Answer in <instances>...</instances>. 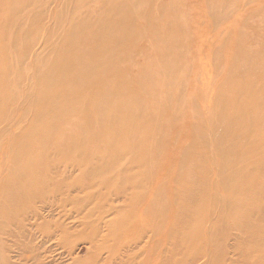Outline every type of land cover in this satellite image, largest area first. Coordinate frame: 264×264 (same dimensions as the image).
Instances as JSON below:
<instances>
[{
    "label": "rangeland",
    "instance_id": "1",
    "mask_svg": "<svg viewBox=\"0 0 264 264\" xmlns=\"http://www.w3.org/2000/svg\"><path fill=\"white\" fill-rule=\"evenodd\" d=\"M110 1L17 0L16 6L12 2L17 20L32 21L36 27L32 38L21 49H16L17 58L11 61V65L18 64L16 67L24 72L18 95L28 87L31 94L25 99L19 97L14 108L0 120V182L6 179L8 168L14 164L10 159L17 141L23 140L32 129L38 127L37 137L44 140L47 147L55 150L57 146L56 142L48 141L57 140L51 113L44 107L35 113L30 105L35 85L34 66L44 56L59 50L63 41L61 35L70 30L72 17L82 20L87 16L88 7L96 8ZM7 2L11 3L0 0V9ZM126 7L132 15V28L138 32L135 38L130 42L126 36L111 33V40H102L98 46L108 49L111 46L107 45L118 38L126 44L125 57L114 66V71L115 75L124 71L129 101L98 104L101 106L92 113L91 125L78 128L90 131L91 139L70 138L68 130L77 129L74 125L83 114L76 112L74 106L70 109L71 118L61 120L64 128L61 138L80 142L93 140V144L74 145L71 159L62 155L54 159H57L55 166L49 168L46 177L48 185L57 184L54 189L19 200L21 196L13 193L14 182L2 187L0 264H264V247L253 250L258 240L264 239V196L241 208L243 217L251 216L252 225L242 221L239 230L221 222L219 218L228 217L231 209L222 206L225 189L223 176L219 175L222 162L213 150L214 140L226 135L222 130L216 131L215 103L224 100L222 93L228 89L229 82L240 75L233 64L234 58L242 50L255 59L264 57V0H133ZM159 10L162 14L173 13L174 23L166 32L174 42L168 56L162 60H166V65L161 69L150 66L146 75L137 80L136 72L150 58L151 41L156 39L149 31L147 18L150 12ZM6 13L3 7L0 19L3 20ZM15 29L16 26L9 29L8 35L16 34ZM53 31H57L58 37H51ZM162 33L165 28L159 27L158 36ZM167 57L178 59L177 70L172 69ZM160 78L165 80L163 87L159 86ZM135 95L137 101L132 99ZM142 97L141 104L151 108L148 113L143 111L142 116L155 140L136 141L150 157L131 162L134 152L128 145L132 140H139L142 134L122 124L119 130L117 116L118 112L123 116L127 109L137 113L138 100ZM232 100L240 103L241 98L234 96ZM254 107L252 111L259 122L264 118V106ZM118 131L120 140L116 137ZM120 146L125 147L120 158L105 163ZM85 148L91 149V156L80 160L78 155ZM184 149L188 156L179 161ZM38 152L37 147L32 146L29 155ZM133 163H144L145 167L139 171ZM89 165H101V169L83 179ZM147 166L150 169L144 173ZM178 166L182 167L183 174L175 177ZM227 166L223 168L226 170ZM105 168L110 173L114 171L112 176L126 169L131 175L140 176L139 180L144 179L145 184L124 188L120 177L104 176ZM253 171L258 179L264 180V162L253 167ZM35 176L44 187L43 170L38 169ZM152 183L158 187L154 188ZM169 188L176 190L173 196L168 193ZM204 190L209 211L202 221L204 239L200 246L204 253L201 250L176 251L180 242L175 235L182 227L179 221L199 211L201 202L194 203V199L198 191ZM223 224L225 233L215 242L218 246L212 242L207 244L210 230H219ZM244 229L247 230L241 232ZM253 231H257L259 237L253 238Z\"/></svg>",
    "mask_w": 264,
    "mask_h": 264
},
{
    "label": "bare ground",
    "instance_id": "2",
    "mask_svg": "<svg viewBox=\"0 0 264 264\" xmlns=\"http://www.w3.org/2000/svg\"><path fill=\"white\" fill-rule=\"evenodd\" d=\"M10 1L11 3L3 4L2 8L5 7L7 13L3 20L0 19V120L14 108L15 102L19 97L25 99L31 94L30 87H28L18 95L20 78L24 72L19 67H16L18 64L11 65V61L17 58L15 56L16 49L19 47L21 49L32 38L31 33L34 31L36 24L28 20L25 23L17 20V17H15L17 15L16 8L13 3L16 6L18 2L17 0ZM130 1L133 0H111L107 5L100 3L96 8L88 7L87 16L83 17L82 20L78 17H72L70 30L66 34L61 35L63 41L58 46L60 47L59 50L56 49L52 55L44 56L40 63L34 66V68L36 67V74H34L35 85L33 97H30L32 100L30 105L35 113L43 110V107L51 113V117L54 120V137L57 140L48 141L56 142L57 146L54 150L47 147L48 144L44 140H39L36 134L38 127L32 129V132L27 134L23 140H18L16 144L18 146L15 147L14 154L10 159L14 164L8 168L6 179L0 182V191L3 186L6 187L14 182L16 190L13 193L21 196L22 198H18L21 200L30 195H41L49 188L54 189L57 184L50 183L48 185L46 180L49 168L57 160L54 159L59 155L71 159L70 153L73 151L74 145H79L80 143L88 145L93 142V140L80 142V140H63L61 138V131H64L61 120L63 118L64 120L71 118L70 109L76 107V112H83L82 119L74 125L77 129L68 130L71 133L70 138L76 139L82 136V138L91 139L90 131H87L86 128L82 130L78 128L91 125L92 120H94L92 113L101 106L98 104L102 102L110 104L113 100L114 102L117 100L129 101L128 96L130 93L125 92L128 84L124 81V71H120L116 75L114 71V66L125 57L126 44H123V41L118 38L113 40L111 45H107V47H111L106 49L98 46V42L102 40L109 42L111 33H119L121 36H126L130 39V42L135 38L138 32L132 28V15L128 11V7H126V4H129ZM172 16L173 13L162 14L161 10L150 12V16L147 18L151 26L149 31L156 39L151 41L153 52L149 56L150 58L136 72L137 80L146 75L150 66L161 69L166 65V60H162L166 58V55L168 56L170 47L174 42L173 37L166 32V29L174 23ZM59 17L58 15L57 19ZM14 26H16V34L9 36V29ZM159 27H164L166 34L162 33L158 36ZM172 28L174 29V25H172ZM175 30L177 31L176 26ZM56 32L53 31L51 37H58ZM70 44H73V47L68 46ZM177 45L178 49H180L181 45L178 42ZM262 58L255 59L244 53V50L240 51L233 60V64L236 65L235 68L240 75L229 82L228 89L222 93L224 100L220 99L219 104L215 103L216 112L213 114V121L217 128L216 131L218 133L222 130V133L226 135L221 138L217 137L214 140L213 150L222 162L219 172V175L223 176L222 181L225 184L222 206L231 209L228 217H220L219 220L229 223L230 228L236 227L239 229L242 221L247 225H252L251 216L246 214L243 217L241 208L252 200L264 196V180L258 179L253 171V167L261 166L264 162V118L258 122L252 111L255 108L254 106L260 108L264 106V59ZM167 59H169L168 63H172V69L177 70L178 59L176 57L172 59L167 57ZM164 83L165 80L163 81L160 78L159 86L163 87ZM167 89L168 87L165 90ZM234 96L241 98L240 103L232 100ZM132 99L137 101V95L133 96ZM142 99L143 97L138 100L137 104L139 113L137 111V113H134L131 109H127L123 116H121L120 112H118L117 116L119 130L122 124L129 129L135 128L136 131H140L142 134L139 140H132L128 145V149L130 148L134 152L131 162L143 159V157H150L143 146L135 144L136 141L148 142L155 140V138L153 139L150 136V130L147 131L146 120L142 116L143 111L148 113L151 108L148 109L147 106L141 104ZM177 102L178 100L176 99ZM32 125L34 126V124ZM116 137L120 140L119 131ZM156 137L160 138L159 135ZM70 143H72L71 146L69 145ZM32 146H36L39 150L38 154L34 156L29 155ZM123 148L125 147L120 146L118 152L108 158L109 161L105 163L110 164L117 161L121 156V152L124 151H122ZM125 150L127 151V149ZM81 152L78 155L81 156L80 160H86L85 156H91L90 153L92 151L85 148ZM187 156L186 150H182L179 154V161L184 160ZM81 162L83 163V161ZM226 163H230L231 166H227ZM133 165L139 171H142L145 167L144 163H133ZM236 165L242 168L238 169L235 167ZM224 166H227L226 170L223 168ZM38 169L43 170L44 187L42 186L43 183L39 182L35 176ZM100 169L101 165H89L85 169V175L82 178L87 179L100 171ZM148 169H150L149 166L145 168L144 173ZM113 172L110 173L107 168L103 169L105 177H108V174L111 175ZM174 173L175 177L181 176L183 174L182 167L178 166ZM112 177H120L124 188L139 187L140 184H145L144 179L139 180L140 176L131 175L126 169L119 170V173ZM204 178L207 180L206 177ZM152 186L154 188L158 187L154 183H152ZM174 189H170L168 192L171 196L176 191ZM228 189L230 190L229 192H227ZM205 191H198L195 195L194 203L197 201L201 202L199 211H193L190 218L179 221L182 227L175 235V238L180 242L176 251L187 249L194 253L197 250H201L204 253V249L200 246L201 241L204 239L202 221L209 214ZM179 193H181V189H179ZM159 199H157V202H159ZM223 228H225L224 224L219 230L217 228L214 229L216 231L210 230L209 243H206L211 244L212 242L213 245L218 246L215 242L223 237L225 233ZM246 230L244 229L241 232ZM255 236L259 237L257 231L252 233V237L254 238ZM262 247H264V239L260 238L253 250L261 249Z\"/></svg>",
    "mask_w": 264,
    "mask_h": 264
}]
</instances>
